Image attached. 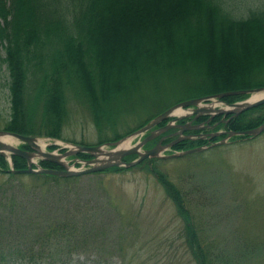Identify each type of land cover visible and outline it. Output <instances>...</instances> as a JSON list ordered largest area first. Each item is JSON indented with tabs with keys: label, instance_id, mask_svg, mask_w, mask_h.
<instances>
[{
	"label": "trees",
	"instance_id": "obj_1",
	"mask_svg": "<svg viewBox=\"0 0 264 264\" xmlns=\"http://www.w3.org/2000/svg\"><path fill=\"white\" fill-rule=\"evenodd\" d=\"M168 1L169 4L165 0H0V69L4 65L7 72L10 105L3 129L65 139L62 127L68 119L69 100L74 97L86 107L98 133L103 135L147 96V91L176 92L177 102L264 85L263 79L253 78L255 73L264 72V0L243 5V13L228 0ZM110 44H116L113 50L108 48ZM126 54L129 57L124 61ZM111 55L120 59L110 61ZM166 83L171 85L163 87ZM243 96L222 99L233 101ZM263 121L261 104L232 117L226 128L246 129ZM115 134L107 139L123 135ZM238 137L244 136L233 138ZM204 142L185 139L173 147L186 149ZM151 143L153 140L146 146ZM77 156L89 157L86 153ZM131 157L134 155L124 159ZM156 159L147 158L138 166ZM12 161L17 170L26 167L20 156L13 155ZM41 165L57 167L46 161ZM149 166L174 204L183 246L192 262L226 264L188 207L183 190L156 165ZM126 169L113 166L92 174ZM0 171L8 176L0 183V264H66L56 261L62 254L60 239L67 238L63 233L68 228L56 221L40 228L35 225L38 213L20 207H30L29 197L35 198L37 193L22 184L31 180L40 184L43 196L60 199L64 187L81 176L13 172L2 155ZM13 180L19 181V186ZM15 189L18 194H6ZM39 229L44 240L52 238L49 251L39 245L38 239L28 242L25 237L35 235Z\"/></svg>",
	"mask_w": 264,
	"mask_h": 264
},
{
	"label": "rangeland",
	"instance_id": "obj_2",
	"mask_svg": "<svg viewBox=\"0 0 264 264\" xmlns=\"http://www.w3.org/2000/svg\"><path fill=\"white\" fill-rule=\"evenodd\" d=\"M228 1L232 7L238 8L239 13L245 11L243 5L263 2ZM165 3L169 4V1L165 0ZM158 16H162V12ZM115 46L110 44L108 48L113 50ZM0 55H3L2 51ZM127 57V54L123 57L124 61ZM119 59L117 55L109 57L110 61ZM253 78L264 80V72L255 73ZM7 79L2 65L0 129L10 109ZM170 85L166 83L163 87ZM147 93L103 135L98 133L86 107L71 98L68 119L62 127L63 140L89 145L109 142L111 140L107 138L115 133L125 135L127 131L132 132L146 118L176 101V92ZM254 93L245 96L250 98ZM258 93H264V90ZM142 138L141 135L132 136L129 144ZM10 143L19 145L21 142L12 137ZM152 164L186 194L188 207L203 226L206 237L223 263L264 264V131L255 137L232 138L222 146L156 159L124 171L83 175L69 187H64L65 193L60 199L48 198L47 194L43 196L39 190L41 187H38L40 184L28 180L22 185L29 187L32 193L36 192L37 197H29L32 205L20 209L38 213L34 224L39 228L53 221L66 225L68 229L63 234L67 238L60 239L62 254L56 263L194 264L183 246L180 218L174 204L149 170ZM6 179L8 176L0 172V183ZM11 182L19 186V181ZM8 192L18 194L16 189L7 190L6 194ZM2 197L0 194V201ZM75 200L80 202L73 204ZM25 237L28 242L38 239L46 251L52 248V238L44 240L40 229L35 235Z\"/></svg>",
	"mask_w": 264,
	"mask_h": 264
},
{
	"label": "water",
	"instance_id": "obj_3",
	"mask_svg": "<svg viewBox=\"0 0 264 264\" xmlns=\"http://www.w3.org/2000/svg\"><path fill=\"white\" fill-rule=\"evenodd\" d=\"M263 89L264 87H257L253 89H243V90H232V91L216 93L213 95H207V96L183 100V101H180L170 106L169 108H167L166 110H164L163 112L155 116L143 127L133 131L132 133L126 136L121 137L120 139L116 141L106 142L104 144H98V145H83V144H76V143L71 144L72 146L64 145L63 147L67 149L61 153L42 150L36 144L35 141L37 137L35 136H27V135H22L19 133L0 130V154L6 157L7 156L10 157L11 154L24 157L27 161V168L23 170L25 172L48 173V174L66 177V176H78V175H83L87 173H92V172L106 169L111 166L129 167V166H133L139 163L140 161H142L143 159L147 157H174V156H181V155L192 153V152H198L206 148L207 146L206 145L197 146V147H193L187 150L175 151L170 154L162 153L163 151L169 149L176 142L184 138L192 137V135H189V134H186V135L181 134L182 128H185L182 125H180L181 130L177 132L181 135H179L174 140L166 144H161L160 142L161 140H159L157 144L154 145L153 147L148 148V149H141L142 145L149 139L153 138L157 133H160L162 131L169 129L170 127L175 126L173 125V123L166 124L165 126L159 128L157 131H153L150 135H148L141 141H137L132 145H130L129 142H130V137L142 134L144 131L148 130L149 128L157 124L158 122L175 114L174 111L180 108L192 106L193 108L190 109V111L198 115L206 111L212 114L213 113L223 114V115L232 114L233 116L248 108L254 107L259 104H264V96H262L254 101H249L248 99H245L239 102L224 103V106L217 107V108H211L210 105H207V101L213 98H216L217 100H219V98L225 95L257 92ZM184 116H185L184 114L183 115L179 114L175 116L172 121L178 120ZM263 130H264V122L256 127L244 129V130H236V131L235 130H224V131L210 132L207 134V136L209 137H214V136H218L221 134H226V135L219 141H215L211 143L208 147L221 145L225 143L227 139L233 135L256 136L259 133H261ZM7 134L14 136L20 139L21 141L26 142L32 148V150L21 149L18 146L4 142L1 138L2 136L7 135ZM7 152L9 154H7ZM78 152L88 153L92 157L87 160H81L83 163L81 167L72 168L71 165L69 164V161H67L66 157L76 154ZM128 154H137V157L133 160L126 161L123 159V157ZM33 156H38L41 159L54 162L60 165L61 168H58V169L46 168V167H41L40 165H36V169H34L32 167V160H31Z\"/></svg>",
	"mask_w": 264,
	"mask_h": 264
},
{
	"label": "flooded vegetation",
	"instance_id": "obj_4",
	"mask_svg": "<svg viewBox=\"0 0 264 264\" xmlns=\"http://www.w3.org/2000/svg\"><path fill=\"white\" fill-rule=\"evenodd\" d=\"M216 117H218V116H214L210 121H207V119L209 118V114L204 113V114H202V115H199L197 118H194V115H190V116H188V117L185 118V119H182V120H178V121H176L175 123L178 124V125H184V126H186V127H187V130H185V131H193L192 133H197L198 131H197V130H191V129H192V128H190L191 125L202 124L203 127H201L202 129H200V131L208 132V131L211 130L210 127H209V125L213 124L214 122H216V121H218V120H220V119H226L227 116H225L224 118H222V116H219L218 118H216ZM189 122H191V124H189ZM165 123H166V122H165ZM165 123H163V124H159V125H157V127H161V126H163ZM178 129H180V127H175V128H173V130L170 129V130H168V131H166V132H163V133L159 134V135L157 136V138H156L155 143H156V142L158 141V139L161 138L162 136H164V138H163V140H162V143L169 142L170 140H172V139L175 137V135L172 136V135H170V134H171L172 132L178 130ZM214 129H215V128H214ZM166 139H167V140H166ZM200 139H205V142H207V139H206V138H200ZM155 143H154V144H155ZM154 144H153V145H154ZM153 145H151V146H153ZM151 146H150V147H151Z\"/></svg>",
	"mask_w": 264,
	"mask_h": 264
},
{
	"label": "bare ground",
	"instance_id": "obj_5",
	"mask_svg": "<svg viewBox=\"0 0 264 264\" xmlns=\"http://www.w3.org/2000/svg\"><path fill=\"white\" fill-rule=\"evenodd\" d=\"M263 95H264V93H256V94H254V95L252 96L251 99H253V98H258V97L263 96ZM181 112H182L181 109H178V110L174 111V113H181ZM11 138H12V137L7 136V137L2 138V139L5 140V141H7V142H10V141H11Z\"/></svg>",
	"mask_w": 264,
	"mask_h": 264
}]
</instances>
